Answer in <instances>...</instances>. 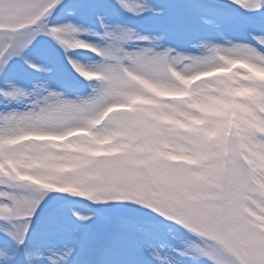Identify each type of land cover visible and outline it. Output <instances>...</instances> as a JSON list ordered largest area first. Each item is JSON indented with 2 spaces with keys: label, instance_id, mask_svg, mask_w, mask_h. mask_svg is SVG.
Here are the masks:
<instances>
[{
  "label": "snow or ice",
  "instance_id": "snow-or-ice-1",
  "mask_svg": "<svg viewBox=\"0 0 264 264\" xmlns=\"http://www.w3.org/2000/svg\"><path fill=\"white\" fill-rule=\"evenodd\" d=\"M118 2L134 15L156 11L136 0ZM233 2L246 10H264V0ZM61 3L0 0V73L40 33L66 52L83 48L103 61L85 68L69 58L82 78L99 82L91 95L68 99L48 91L25 111L0 113V221L10 225L6 234L23 246L48 193H71L97 204L133 202L154 210L198 236L202 245L196 253L210 264H264V83L252 85L256 97L247 103V122H229L194 107L205 99L199 92L202 84L188 90L190 98L165 101L170 122L149 119L144 108L132 103L138 97L152 98L141 80L183 91L180 77L206 70L224 50L204 44L201 55L185 56L159 44L162 37L140 36L131 29L119 34L106 29L112 43L98 48L76 37L81 31L76 25L49 27L44 22ZM134 40L149 46L128 51L125 46ZM259 43L264 46V38ZM241 48L264 66V52L237 46ZM225 91L216 96L223 98ZM35 95L15 86L0 89V96L10 102L23 103ZM191 120L199 123L192 125ZM64 137H71L70 145L79 151L46 143ZM225 217L232 222H218ZM78 219L89 222L92 217ZM59 227V215L54 214L45 230ZM122 242L121 230H114L99 253ZM34 255L28 253L29 264ZM74 255L76 247L67 246L49 255L48 264H69Z\"/></svg>",
  "mask_w": 264,
  "mask_h": 264
},
{
  "label": "rangeland",
  "instance_id": "rangeland-1",
  "mask_svg": "<svg viewBox=\"0 0 264 264\" xmlns=\"http://www.w3.org/2000/svg\"><path fill=\"white\" fill-rule=\"evenodd\" d=\"M220 1L225 2L224 5H229L228 3H233V0H220ZM136 2L145 3L144 0H136ZM192 4L189 5V11L190 10L192 11L193 10L192 8H194V2ZM219 6L222 7L221 4ZM219 6L214 7L212 9H208V11H205L206 15H204V13L200 14L201 16L200 18L207 19L215 23L216 18L220 19L222 17H225L222 15H214L211 12H209V11H218ZM162 9H164L163 13L165 14L167 8H165V6H162ZM194 10H197L198 12H203V11H199L198 8ZM96 12L99 13L102 17L104 16V12L102 10H98ZM175 13H179V11L175 10ZM65 15H67V12L64 10V8L63 9L61 8V5H59L52 12V16L48 21V25L52 24L53 27H57L60 22H63V18ZM64 25L65 24L63 23V25H60L59 27H62ZM231 28L234 31L232 32V34H230L229 37L235 39V42L232 44L241 43L242 45H244L243 42H245L249 44L245 46L255 48V45L254 44L251 45L249 41L245 40L241 42L240 39H236L237 37H239V35L243 34V32H245L244 35H250L249 33L247 34V32H249L247 29L242 27H237L236 25H232ZM179 45H183V44H179ZM31 49L32 50L29 51L27 57L30 60L29 64L36 65L39 68L46 69L47 71L41 72L42 75L45 76L55 75L58 71H60L61 68L59 64H57L56 62L45 61V63H43V59L48 58V53L47 51L44 50L42 45L34 44L33 48ZM188 52L189 51L184 50L183 52H178V53L187 55ZM69 58L71 60L73 59V57L71 56H69ZM87 65L88 64H85L84 67L87 68ZM71 69L73 72L76 73V71L73 69L72 66ZM37 72L40 73V71ZM25 75H26L25 77H19L17 84H20L21 82H23L25 78H30L31 76L28 73H26ZM6 80L7 82H5V84L10 85V76ZM44 83L48 84V79H46ZM64 83L65 82L60 81L58 85L56 80L50 79L49 87L44 89H43L44 85L42 84H41L42 86L41 88L39 87L36 88L37 86H34L32 83L29 85L23 84L21 85V88H23L27 92L33 91L34 93H36V95L33 96L31 100L27 99V101L25 100L23 103L10 102L4 99V101H0V113H7L10 111H25L35 102L36 99H43V96H45L48 93V91L51 90L63 91L64 88L66 90H69L68 87L63 86ZM98 84L99 82L96 81L89 86L82 87L81 89H79V91H77L75 96L68 97V99L85 98L92 94L93 87L98 86ZM2 88L4 87L2 86ZM42 90L47 91V93L46 94L41 93ZM168 107H169L168 105H163L161 106V109L160 107L152 108L151 114L153 116H159L160 114H165V111L168 109ZM216 113L224 117L225 120H227L228 117L227 113H220V112H216ZM50 145H54V144H50ZM77 151H79L78 148L75 149L73 152H77ZM0 190L3 189L0 188ZM58 194L60 195L59 192H49L46 198L44 199V201L41 203L40 208L48 207V209L40 213L39 215L40 221L38 225H36L35 228H33L32 232L29 231V234L26 238V243H24L23 245L24 251L27 256L28 253H30V251H32V253L35 254L34 255V260H36V262L34 261L35 264H48L47 257L51 255L53 252L62 253L67 246H73V245L75 246L80 238L81 228L83 224V222L80 221L78 217L79 216L89 217L90 215L94 214L92 209L89 208L86 205V203L77 200L67 201V199L65 200L64 198H61ZM39 209L38 212L40 211ZM54 214L59 215L60 227L55 232L46 231L45 225L47 224L49 218L52 217ZM133 222L134 221L131 220L130 218H126L123 216L114 217L115 224L113 226L111 233L114 230L120 229L123 236V242L117 248L108 251L104 255H101L99 253V249L96 250V245L102 244V242L105 239H103L102 241V239L99 240L97 238L96 240L97 244L86 252L85 258L82 260L81 264H154L152 261L149 262V259H153L159 262L162 260V262L158 264H210L208 260H203V262H200L198 260H188L187 258H185V255L188 251L190 252L191 250L195 249V243L197 241L196 236H189L184 234V232L177 229V226L173 223L161 224L151 219L138 220L139 228L145 240L144 241L145 247L148 249L146 251V254H140L138 256H135L132 250L124 251V249L128 245H130V232ZM9 228H10L9 224L2 225L0 229L2 230L1 237H6L4 238V242L7 243V249L11 252L8 256L18 257L19 256V250L17 249L18 244L16 243L15 240H13L11 237H9L6 234V230ZM8 245L13 246V248H10V246ZM181 253H185V255H181ZM157 254L160 257V260L156 259ZM22 257H24V255ZM27 263L29 264L28 258H27Z\"/></svg>",
  "mask_w": 264,
  "mask_h": 264
},
{
  "label": "clouds",
  "instance_id": "clouds-1",
  "mask_svg": "<svg viewBox=\"0 0 264 264\" xmlns=\"http://www.w3.org/2000/svg\"><path fill=\"white\" fill-rule=\"evenodd\" d=\"M218 46L224 50V53L213 60L206 70L196 71L189 78L180 77L185 89L183 91L158 87L144 80H141L140 83L158 95L179 97H190L191 93L188 89L202 84L199 92L205 99L196 103L194 107L201 112L227 113L233 122H247V109L243 98L251 90L249 82L264 78V66L254 63L243 48L237 50V46L245 45L230 43L229 46ZM184 67L190 70L193 68L191 65ZM260 82L264 83V79H260ZM221 89H226L223 98L216 96V93ZM190 123L196 125L199 121L191 120ZM85 150L91 151L92 149L86 148ZM207 222H211V219L209 218ZM218 222L229 224L232 219L225 217Z\"/></svg>",
  "mask_w": 264,
  "mask_h": 264
},
{
  "label": "bare ground",
  "instance_id": "bare-ground-1",
  "mask_svg": "<svg viewBox=\"0 0 264 264\" xmlns=\"http://www.w3.org/2000/svg\"><path fill=\"white\" fill-rule=\"evenodd\" d=\"M202 53H196L194 55H201ZM32 264H35V262H32Z\"/></svg>",
  "mask_w": 264,
  "mask_h": 264
}]
</instances>
